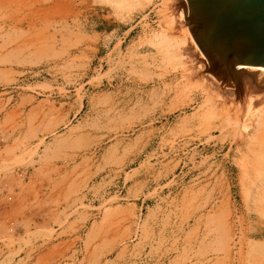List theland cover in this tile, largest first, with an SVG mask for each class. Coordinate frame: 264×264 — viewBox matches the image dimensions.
I'll return each mask as SVG.
<instances>
[{
  "label": "rangeland",
  "instance_id": "374dc122",
  "mask_svg": "<svg viewBox=\"0 0 264 264\" xmlns=\"http://www.w3.org/2000/svg\"><path fill=\"white\" fill-rule=\"evenodd\" d=\"M170 2L0 0V264H264V95Z\"/></svg>",
  "mask_w": 264,
  "mask_h": 264
},
{
  "label": "water",
  "instance_id": "95a60500",
  "mask_svg": "<svg viewBox=\"0 0 264 264\" xmlns=\"http://www.w3.org/2000/svg\"><path fill=\"white\" fill-rule=\"evenodd\" d=\"M187 26L207 57L209 73L242 91L243 78L264 90V78L245 67H264V0H184Z\"/></svg>",
  "mask_w": 264,
  "mask_h": 264
},
{
  "label": "bare ground",
  "instance_id": "6f19581e",
  "mask_svg": "<svg viewBox=\"0 0 264 264\" xmlns=\"http://www.w3.org/2000/svg\"><path fill=\"white\" fill-rule=\"evenodd\" d=\"M164 1H166V0H164ZM182 0H171V2H170V9H172V8H175V9H180L181 7H182V2H181ZM184 7V6H183ZM177 11V10H176ZM180 11V10H179ZM175 12V11H174ZM181 17H182V15H181ZM170 42H171V40H170V38H167L166 39V43H168L169 45L167 46V50L168 51H170V50H172L173 52H175V53H178L179 55H181L183 58L184 57H186L187 59L189 58H192V59H194L196 62H197V64L198 63H203L204 64V66L207 68V72H209V68H208V61H207V57H206V55H204V52L202 51H200V53H198L197 52V45L195 44V46H196V48L195 49H193L192 47V49L191 48H189L190 47V45H189V47H188V45L187 46H185V47H181V46H179V45H176L175 47L172 45V44H170ZM188 44H190V43H188ZM192 46V45H191ZM194 46V47H195ZM201 49V48H200ZM199 50V49H198ZM171 52V51H170ZM201 57H205V59H203L204 61L206 60V62L207 63H204V61L203 60H201ZM185 58V59H186ZM184 59V60H185ZM181 60V59H180ZM183 60V61H184ZM186 61V60H185ZM193 61V60H192ZM194 61V62H195ZM203 61V62H202ZM186 63H189V62H186ZM194 65V64H193ZM196 65V64H195ZM202 65V64H201ZM203 66V65H202ZM185 67H186V65H185ZM188 67V66H187ZM195 67V66H194ZM189 68V67H188ZM192 68H193V66H192ZM199 68V67H198ZM204 68V67H203ZM205 68V69H206ZM245 69V71H247V72H256V71H259V73L256 75V80H257V83H260L261 82V80L263 79V77L262 78H258V77H260V76H264V67H253V66H247V67H245L244 68ZM204 70V69H203ZM199 71V70H198ZM182 72V71H181ZM195 72V71H194ZM206 72V71H205ZM206 72V73H207ZM203 73V72H202ZM201 73V74H202ZM198 74V73H197ZM209 73H207V75H208ZM260 74V76H258ZM206 75V76H207ZM212 76V75H211ZM258 76V77H257ZM205 77V76H204ZM214 77V76H213ZM199 78V77H198ZM209 78V77H208ZM191 79H193V78H191ZM199 79H201V78H199ZM206 79V78H205ZM214 79H216L215 77H214ZM194 80V79H193ZM212 80V79H211ZM190 81H192V80H190ZM210 80H207V82H209ZM214 82V81H213ZM198 83V82H197ZM211 83V82H210ZM215 83V82H214ZM221 85V84H220ZM215 86H216V84H215ZM215 88V87H214ZM216 88H218V87H216ZM226 88V87H225ZM211 89H212V86H211ZM220 90H221V88H219ZM223 89V88H222ZM227 89V88H226ZM217 90V89H216ZM232 90L233 91H235L234 93H233V96L234 95H236L237 96V100L238 101H241V100H246L247 99V97L249 96V95H251V93H256V94H261V95H264L263 93H264V90L263 91H259L255 86H254V84H253V82L251 81V79H250V77L249 76H246L245 75V77L243 78V81H242V91H241V93L239 94V93H237V91H236V89H233L232 88ZM226 91H227V93H228V90H225L224 92L226 93ZM230 92H232L231 90H229ZM223 93V92H222ZM248 93V94H247ZM220 94H221V92H220ZM232 94V93H231ZM247 94V95H246ZM254 95V94H253ZM223 96L224 97H226L224 94H223ZM228 96V95H227ZM256 96V95H255ZM222 97V96H221ZM228 97H231L230 95L228 96ZM257 98H260V97H258V96H256ZM256 97H255V99H256ZM253 98H254V96H253ZM225 99V98H224ZM226 99H227V97H226ZM225 99V100H226ZM229 101V100H228ZM228 101L226 100V103H228ZM262 101V100H261ZM231 102V101H230ZM252 102L253 101H251V103H250V105L252 104ZM233 103V102H232ZM231 103V104H232ZM254 104H255V102H254ZM259 104L261 105V103L259 102ZM262 106V105H261ZM217 108V107H216ZM257 108H259V106L258 107H256V109ZM263 108V107H262ZM218 109V108H217ZM260 109H261V107H260ZM251 110H253V109H251ZM240 111V110H239ZM244 111V110H243ZM256 111V110H255ZM260 111V110H259ZM218 112V111H217ZM254 112V111H253ZM239 114V113H238ZM257 115V114H256ZM257 117H258V120H259V127H258V130H257V134L256 135H258L259 136V139H260V143L257 145V150L253 153V154H256L255 155V159L257 160V164H258V166L259 167H264V112H262L261 114L259 113V115H257ZM238 118H239V116H238ZM239 120V119H238ZM236 125V124H235ZM238 125V124H237ZM242 132V131H241ZM261 174L264 176V170H262L261 171ZM263 179H264V177H263Z\"/></svg>",
  "mask_w": 264,
  "mask_h": 264
}]
</instances>
